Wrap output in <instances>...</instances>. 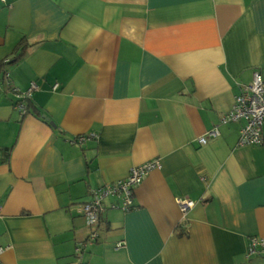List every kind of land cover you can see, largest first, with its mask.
<instances>
[{"label":"crops","instance_id":"crops-1","mask_svg":"<svg viewBox=\"0 0 264 264\" xmlns=\"http://www.w3.org/2000/svg\"><path fill=\"white\" fill-rule=\"evenodd\" d=\"M23 41L5 70L39 90L23 116L0 72L1 264H264L246 255L264 240V145L222 124L264 78V0H0V62ZM153 160L135 209L106 200L85 242L90 191Z\"/></svg>","mask_w":264,"mask_h":264},{"label":"built area","instance_id":"built-area-1","mask_svg":"<svg viewBox=\"0 0 264 264\" xmlns=\"http://www.w3.org/2000/svg\"><path fill=\"white\" fill-rule=\"evenodd\" d=\"M6 2V0H1ZM10 60H4L5 67ZM4 79L7 85L16 97L15 108L26 115L29 113V103L33 93L39 90L36 82H31L26 91H22L11 85L9 82L10 74L4 70ZM58 85L54 86L56 89ZM243 123L239 132L240 146H263L264 145V78L259 71L253 74L252 82L243 86L240 94L235 99L231 110L222 118V124ZM219 136L218 127L209 131L207 135L199 140L202 145L207 144L208 138ZM89 139L88 136L82 135L73 139L72 143L82 145ZM161 168L160 160H153L141 166L132 167L127 178L106 183L103 186L90 191V200L79 207V212L86 219L88 234L85 242L96 243L100 238V228L102 215L106 210V200L113 199L111 208L120 209L127 213L135 209V191L144 182L145 178L154 170ZM178 206L184 218L190 210L195 207L194 200L179 198ZM85 243H80L76 247V254L80 256L83 252ZM126 247L125 242H119L116 249ZM8 249L0 247V259L3 253ZM247 258L264 257V240L259 237L250 238L247 251ZM1 264V261H0Z\"/></svg>","mask_w":264,"mask_h":264},{"label":"trees","instance_id":"trees-1","mask_svg":"<svg viewBox=\"0 0 264 264\" xmlns=\"http://www.w3.org/2000/svg\"><path fill=\"white\" fill-rule=\"evenodd\" d=\"M26 48H27V44L23 41L21 42L19 45H17V47L15 48L14 50V54H15V57L12 61H10L11 63H16L19 61V59H21L25 52H26ZM7 60V59H6ZM9 62V63H10ZM5 70V64H4V61L0 62V72H4ZM30 104V103H29ZM30 106V105H29ZM29 112H30V107H29Z\"/></svg>","mask_w":264,"mask_h":264},{"label":"water","instance_id":"water-1","mask_svg":"<svg viewBox=\"0 0 264 264\" xmlns=\"http://www.w3.org/2000/svg\"><path fill=\"white\" fill-rule=\"evenodd\" d=\"M44 118H45L47 121L50 122V119H49V118H46L45 116H44ZM50 123H51V125H52L53 127H55V124H54L53 122H50Z\"/></svg>","mask_w":264,"mask_h":264}]
</instances>
